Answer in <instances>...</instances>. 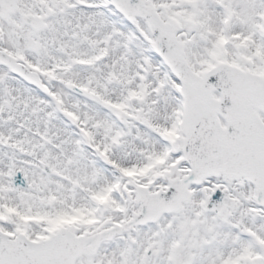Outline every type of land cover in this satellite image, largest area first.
Returning a JSON list of instances; mask_svg holds the SVG:
<instances>
[{"label": "snow or ice", "instance_id": "snow-or-ice-1", "mask_svg": "<svg viewBox=\"0 0 264 264\" xmlns=\"http://www.w3.org/2000/svg\"><path fill=\"white\" fill-rule=\"evenodd\" d=\"M0 264H264V0H0Z\"/></svg>", "mask_w": 264, "mask_h": 264}]
</instances>
